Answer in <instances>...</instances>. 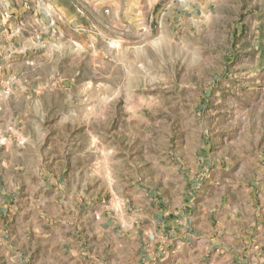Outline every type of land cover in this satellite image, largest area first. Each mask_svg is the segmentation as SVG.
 <instances>
[{
	"label": "rangeland",
	"instance_id": "rangeland-1",
	"mask_svg": "<svg viewBox=\"0 0 264 264\" xmlns=\"http://www.w3.org/2000/svg\"><path fill=\"white\" fill-rule=\"evenodd\" d=\"M46 1L21 63L44 94L31 102L61 113L44 129L63 144L62 177L46 181L60 205L111 207L148 228L157 208L160 240L186 221L209 234L204 207L264 205V4L236 0L178 31L155 17L138 26L143 0Z\"/></svg>",
	"mask_w": 264,
	"mask_h": 264
},
{
	"label": "crops",
	"instance_id": "crops-1",
	"mask_svg": "<svg viewBox=\"0 0 264 264\" xmlns=\"http://www.w3.org/2000/svg\"><path fill=\"white\" fill-rule=\"evenodd\" d=\"M9 1L11 17L5 20L0 0V81L12 85L9 97L0 96V207L12 208L0 211V264H264V205L230 216L204 207L201 226L206 223L209 234L197 236L191 229L195 222L186 221L180 236L160 240L157 208L148 228L138 215L129 217L111 207H63L55 200L46 181L61 179L65 156L61 137L52 134L57 129H44L56 128L61 113L52 115L31 102L44 94L27 87L37 79H29L21 63L35 47L37 3ZM235 1L143 0L147 11L142 6L132 19L140 26L144 17H155L180 31L204 12L211 23ZM54 3L60 9L61 2ZM31 120L38 136L26 131ZM212 215L224 216L223 222L212 223Z\"/></svg>",
	"mask_w": 264,
	"mask_h": 264
},
{
	"label": "built area",
	"instance_id": "built-area-1",
	"mask_svg": "<svg viewBox=\"0 0 264 264\" xmlns=\"http://www.w3.org/2000/svg\"><path fill=\"white\" fill-rule=\"evenodd\" d=\"M2 3V10H1V17L2 19L5 20H9L11 17V4L9 0H1ZM37 11L39 13H43L46 15H51V9L50 6L48 4V2L46 0H37ZM38 14V13H37ZM200 18L196 17L195 20H198ZM55 21L54 19L51 20V24H54ZM40 42V40H38ZM12 94V85H11V81H6V82H2L0 81V96L2 97H9Z\"/></svg>",
	"mask_w": 264,
	"mask_h": 264
}]
</instances>
